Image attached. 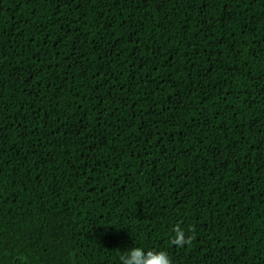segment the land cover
<instances>
[{"label":"trees","instance_id":"obj_1","mask_svg":"<svg viewBox=\"0 0 264 264\" xmlns=\"http://www.w3.org/2000/svg\"><path fill=\"white\" fill-rule=\"evenodd\" d=\"M137 248L264 264V0H0V264Z\"/></svg>","mask_w":264,"mask_h":264},{"label":"clouds","instance_id":"obj_2","mask_svg":"<svg viewBox=\"0 0 264 264\" xmlns=\"http://www.w3.org/2000/svg\"><path fill=\"white\" fill-rule=\"evenodd\" d=\"M194 231L193 229H189ZM174 236L171 239V243L177 247H183L186 244H191L194 236H186L183 229L177 225L174 228ZM147 256L143 255L141 248H137L133 254L132 259L136 261V264H172V260L168 253L164 250H149ZM128 264H132V260L128 261Z\"/></svg>","mask_w":264,"mask_h":264}]
</instances>
